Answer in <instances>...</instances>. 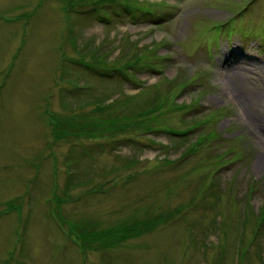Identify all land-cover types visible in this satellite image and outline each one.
<instances>
[{
	"label": "rangeland",
	"instance_id": "rangeland-1",
	"mask_svg": "<svg viewBox=\"0 0 264 264\" xmlns=\"http://www.w3.org/2000/svg\"><path fill=\"white\" fill-rule=\"evenodd\" d=\"M139 1L165 4L154 10L162 18L119 15L104 23L67 11L62 0H0V264H239L235 252L253 245L254 214L264 206V126L247 105L248 89L221 84L217 74L231 61L248 63L260 85L264 0ZM80 48L112 62L140 51L149 58L133 76L98 78L67 67ZM169 85L167 101L174 95L189 106L162 112L151 127L163 131L52 140L50 111L70 113L74 92L105 102L134 94L141 107ZM167 127L188 129L191 140L216 136L168 164L185 149L170 146L179 136ZM214 174L217 196L206 189ZM67 178L78 184L64 189ZM210 202L214 208L202 207ZM180 207L168 223L113 248L89 249L79 232L145 213L165 211L164 221ZM255 248L247 260L260 264Z\"/></svg>",
	"mask_w": 264,
	"mask_h": 264
},
{
	"label": "trees",
	"instance_id": "trees-1",
	"mask_svg": "<svg viewBox=\"0 0 264 264\" xmlns=\"http://www.w3.org/2000/svg\"><path fill=\"white\" fill-rule=\"evenodd\" d=\"M76 1L77 0H62L63 7L65 6L67 11L77 14L97 15V18H100L104 23L111 22L114 16L116 17L119 15L131 17L138 16L139 14V16L141 15L150 17L151 20H160V18H162V14L154 13V10L156 9V6L161 8L166 7L165 4L158 5L153 2H145L147 3V6H141V1L139 0H79L77 4ZM151 50L152 51L150 53L152 55L160 57L158 54H156L154 48ZM140 53L135 52V55H131L129 60H122L123 57L118 56L117 60L112 62V60L106 59L105 55L99 53L98 50H95V48L88 49L87 51L84 48H80V58L69 59L66 61V63L69 69L85 71L90 76L94 75L98 78L111 76L112 78L120 77L119 79H121L127 75L133 76L134 69L137 70V67L143 66L147 63L146 61H148L147 58L149 57L142 56ZM162 58L164 59L165 57L162 56ZM115 62L121 64L116 65ZM131 68L134 69L131 70ZM174 78L175 77L170 79L168 82L171 83ZM181 86H185V84ZM168 87H166L167 89L163 94L164 96H162L161 93H154L156 95H151L153 97L152 99L143 98L140 102L141 107L137 105L134 94H119L118 97H116L115 100H112L111 102H105L107 98L104 99V96L102 95H95L92 99L81 101V93L74 91L68 92L63 89L62 92H64V94L68 95L67 93L74 92V95L77 96L73 97L76 99L74 102H72L73 105H71V107H68V104L65 106L70 109V113L65 112L62 114H55L54 112L50 111L51 114H49L48 117V127L53 138L52 140H77L82 136L95 138L98 137V134L102 133H132L134 129L149 132H156L160 130L163 131L162 129L151 127L153 122H158V119H160L159 116L162 114V112H168V110H182L186 106H189V103L186 102L177 104V102L173 100L174 95H171L170 100L167 101L168 99L165 97V95L170 92L171 88L170 85ZM141 88L143 89L145 86H142ZM121 96H125V98L128 97L129 99L124 100L123 97V99L120 98L119 100V97ZM130 96H132L133 99ZM165 98L167 103L170 102L169 105L167 104L168 106L166 108L162 102V100ZM120 101L123 107L122 109H120V105H118V102ZM88 104H92L94 106L89 112L90 115L84 114L85 112H80V110H85ZM125 110H128L129 112L123 113ZM130 113L133 115H129ZM167 128L168 129H166V133L171 134L174 137L179 136L175 138L176 140L170 141V146L174 144L175 147L185 149L184 152L178 157L168 160L165 159V161H163L164 163L166 162L168 164H177L185 161L191 153L198 150L200 145H202L208 139L216 136L215 132H209L207 134L198 133L196 136L198 139L191 140L190 138L186 137L187 132H189L188 129L171 127ZM154 140L155 139L151 137L150 141L153 143H158L161 145L163 144ZM225 153L226 152H224V154ZM237 154L239 156L240 152L238 151ZM131 163L134 162L129 161V164ZM216 177L217 175L215 176L214 174L212 178L213 181L206 185V189L209 188V193L211 195L213 194L212 196L218 195L217 191L215 190V187H218L217 181H215ZM72 179L73 178H67L64 189H69L70 187L78 184ZM253 189H255V186L254 188H251L252 191ZM10 200H17V198ZM214 205L215 202H210L203 205L202 207L212 209L214 208ZM182 209L183 207H180L168 211L167 213L171 214L164 221L161 220H163L162 214L165 211H161L160 213L155 212L153 214L145 213L141 216H136V218L133 220H125L122 224L117 226H111L106 229L81 227L79 228V232L83 235L82 238L85 241L89 240L91 242L89 249H94L95 247L113 248L129 239L140 237L142 234L148 233L150 231L152 232L156 229V227L168 223L170 220L174 219L175 216L182 211ZM254 215L256 217L257 225L249 242L253 244H251V247H256L254 249V253L256 256H258L260 264H264V247H262V245H264V237H262L261 234L264 232V206L258 209V212H256ZM247 221V217L241 221L243 227L247 224ZM213 222L216 223V220ZM217 226H219V224H217ZM251 247L247 249L246 246H242V248L240 247V250H238L237 253L235 252L239 264H251L247 260Z\"/></svg>",
	"mask_w": 264,
	"mask_h": 264
},
{
	"label": "bare ground",
	"instance_id": "bare-ground-1",
	"mask_svg": "<svg viewBox=\"0 0 264 264\" xmlns=\"http://www.w3.org/2000/svg\"><path fill=\"white\" fill-rule=\"evenodd\" d=\"M223 65L224 67H222V69L217 74V77L218 75L221 76L219 78V80H221V84H224V80L228 79L232 83L234 82L235 85L241 86L243 90L248 89V101L246 98L242 97L241 103L244 104V102L247 101V105H249L251 110L255 112L253 113L255 114L256 120L261 122V124L264 126V75L260 81H258L260 85L257 86L253 80L251 69L248 63L246 64L237 61H231ZM262 146L264 147V145Z\"/></svg>",
	"mask_w": 264,
	"mask_h": 264
}]
</instances>
